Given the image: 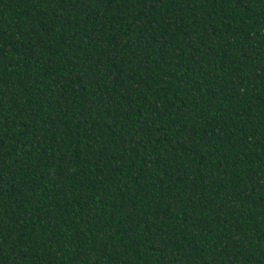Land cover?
<instances>
[{"label":"trees","instance_id":"1","mask_svg":"<svg viewBox=\"0 0 264 264\" xmlns=\"http://www.w3.org/2000/svg\"><path fill=\"white\" fill-rule=\"evenodd\" d=\"M0 264H264V0H0Z\"/></svg>","mask_w":264,"mask_h":264}]
</instances>
